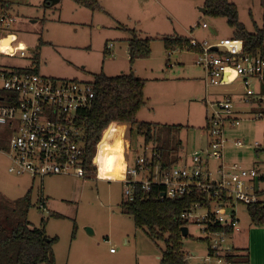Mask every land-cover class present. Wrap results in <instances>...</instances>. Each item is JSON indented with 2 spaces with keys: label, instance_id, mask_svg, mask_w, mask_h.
Returning <instances> with one entry per match:
<instances>
[{
  "label": "rangeland",
  "instance_id": "obj_1",
  "mask_svg": "<svg viewBox=\"0 0 264 264\" xmlns=\"http://www.w3.org/2000/svg\"><path fill=\"white\" fill-rule=\"evenodd\" d=\"M5 1L10 4L13 19L10 32L17 38L13 46L17 52L23 50L25 57L0 56V65L35 68L44 76L81 81H90L92 73L100 69L112 75L126 73V29H135L142 37L154 38L149 56L135 59L131 66L133 73L144 79L145 102L137 120L182 125L167 137L170 143L182 146L180 157H187L209 139L203 129L209 114L205 97L213 99L214 91L230 92L235 96L233 111L239 122L232 125L226 120L224 124L223 162L244 168L264 166L262 154H257L253 146L257 142L258 148H264V96L250 101L239 99L243 88L238 81L208 88L206 95L200 79L203 70L194 64L191 51L173 50L168 56L170 66L166 60L161 36L176 34L216 42L232 35L225 18L200 11L204 0H97L100 8L95 10L72 0L49 6H44L45 0ZM229 1L236 5L238 19L248 31L264 24L260 0ZM202 23L206 27H201ZM105 44L113 46L104 55ZM254 88L258 90L257 83ZM257 112L263 117H255ZM236 140L243 144L236 146ZM146 146L144 150L143 138L134 128L125 131V123H115L102 150L104 158L96 167L97 176L85 178L15 175L8 172V160L0 153L1 199L27 197L28 221L36 227L44 226L48 236L57 237L52 245L57 264H159L164 243L151 240L136 228L119 205L124 194L123 184L117 179L123 177L125 162L132 165L143 151L150 154L152 143ZM217 164V160L209 159L208 169L214 170ZM42 201L46 202L45 210L40 207ZM232 208L240 230L228 241H234L237 248H248L241 250L248 256H239L235 264H264V223H251L246 205L240 202H234ZM186 227L188 235L182 238V250L185 258L187 252L194 253V258L186 259L188 264H198L207 251L205 236L194 222Z\"/></svg>",
  "mask_w": 264,
  "mask_h": 264
},
{
  "label": "built area",
  "instance_id": "obj_2",
  "mask_svg": "<svg viewBox=\"0 0 264 264\" xmlns=\"http://www.w3.org/2000/svg\"><path fill=\"white\" fill-rule=\"evenodd\" d=\"M3 2L6 1L0 0V56L20 59L25 57V52H17L13 46L17 40L10 32L13 19L9 6H2ZM6 40L9 42L5 43ZM188 47L195 55V64L205 71L206 89L238 81L243 88V101L260 96L254 83L259 88L264 59L245 53L241 39L224 37L209 42L192 37ZM30 69L0 65V153L8 160V172L32 178L53 174L85 178L84 145L76 118L79 111L92 104L91 84L56 79ZM206 104L209 108L206 145L170 167H161L159 154L152 148L150 154L143 151L132 165L129 163L124 168L123 197L132 199L136 185L144 191L156 186L160 199L181 198L193 190L201 191L203 200L192 203L181 213L188 223L200 225L205 236L207 251L198 264H232L228 254L235 248L228 240L239 229L232 207L234 202L264 205V166L244 168L237 163L223 162L224 124L226 120L232 125L239 122L234 115L233 100L227 96L218 101L207 100ZM254 115L263 117L261 112ZM242 144L239 140L235 142L236 146ZM253 146L258 148L259 143ZM97 151L88 159L95 168L98 167ZM211 158L218 161L212 171L208 169ZM40 207L46 209L43 201ZM194 257V253H186V259Z\"/></svg>",
  "mask_w": 264,
  "mask_h": 264
},
{
  "label": "trees",
  "instance_id": "obj_3",
  "mask_svg": "<svg viewBox=\"0 0 264 264\" xmlns=\"http://www.w3.org/2000/svg\"><path fill=\"white\" fill-rule=\"evenodd\" d=\"M72 1L90 10L100 8L97 0ZM49 5L45 0L44 6ZM260 5L264 7V0H260ZM2 6L9 5L3 2ZM203 8L204 14L226 19L227 25L232 28L231 37L242 40L245 53L264 59V24L261 27L255 25L254 31H248L238 19L236 5L229 0H204ZM126 30L129 33V71L110 76L102 70L92 73L91 80L88 81L94 93L92 104L79 111L76 118L84 145V170L87 176L96 174V168L90 166L88 159L95 154L96 146L97 162L104 158L102 150L109 143L111 128L120 122L130 124L129 131L134 128L137 135L143 138L144 145L152 143V150L159 154L161 167H170L180 159L179 143H170L167 135L173 129H181L182 125H160L136 118L138 110L145 102L144 79L133 73L131 65L135 59L149 56L151 40L154 38L141 37L135 29ZM159 39L167 51H191L188 47L189 37L166 35ZM107 52L104 48V55ZM30 71L38 72L35 68ZM258 94L260 98L264 96V69L259 77ZM260 101L261 99L258 103ZM203 129L206 131L207 126ZM255 152L262 154L264 164V148H255ZM159 193L156 186L144 191L140 185H136L132 199H121V212L131 216L134 226L142 229L151 240L164 243L160 250L159 264H188L182 250L181 235V227L186 226L188 221L181 217V213L192 203L202 201L204 193L193 190L181 198L164 199L158 197ZM246 209L251 223H264V205L248 204ZM27 210V197L2 200L0 196V264H57L52 249L57 237L48 236L44 226H33L27 219ZM239 256L248 255L234 251L228 254V259L235 264Z\"/></svg>",
  "mask_w": 264,
  "mask_h": 264
},
{
  "label": "crops",
  "instance_id": "obj_4",
  "mask_svg": "<svg viewBox=\"0 0 264 264\" xmlns=\"http://www.w3.org/2000/svg\"><path fill=\"white\" fill-rule=\"evenodd\" d=\"M7 2V1H6ZM8 3V2H7ZM8 5H9V9H10V4L8 3ZM82 7V6H81ZM85 8V7H84ZM88 9V8H87ZM202 27V26H201ZM139 33V32H138ZM139 35H140V33H139ZM171 35H176V34H171ZM141 36V35H140ZM181 36H183V35H181ZM142 37V36H141ZM187 37V36H186ZM228 37H231V36H228ZM189 38H192V37H189ZM195 38V37H194ZM128 39V38H127ZM127 39H125L126 40V44H127V47H126V54L128 55V58H129V54H128V41H127ZM108 44L106 45L105 44V48L107 49V51H109L110 49H111V47L113 46V44H110L108 47ZM163 49H164V52H168L167 50H165V48L163 47ZM173 51V50H172ZM151 52V51H150ZM166 60H168V65L170 66V64H169V57H167V59ZM194 64H195V62H194ZM129 65V64H128ZM132 66V65H131ZM198 66V65H197ZM200 67V66H199ZM202 70H203V77H201L200 79L201 80H203V83H204V81H205V71H204V69L202 68V67H200ZM100 70H102L103 72H104V70L103 69H100ZM99 72V71H98ZM105 73V72H104ZM106 74V73H105ZM106 75H112V74H106ZM204 86H205V84H204ZM205 89H206V87H205ZM219 93H221V92H218V91H214V93H213V99H208L207 97L208 96H206L205 97V99H204V105H205V107L207 108V104H206V101L207 100H212V101H218V100H222V99H224L225 97H227V96H229V97H231L232 98V100L234 101V99H235V96H233V94L232 93H223V94H219ZM207 94H209V92H208V90L206 89V95ZM239 99H241L242 100V93H240L239 94ZM235 113V112H234ZM121 123V122H120ZM205 126H206V117H205ZM127 130H130V124H127V123H125V131H127ZM206 132V131H205ZM127 143H128V149H129V142H128V140H127ZM180 149L182 150V146L180 147ZM179 154L181 155V153L179 152ZM182 159H184V157H180V159L179 160H182ZM134 160V159H133ZM127 164H129V163H126L125 162V166L127 165ZM125 168V167H124ZM124 173V172H123ZM97 176V175H96ZM95 176V177H96ZM117 180H119L120 182H121V179H117ZM44 202V201H43ZM45 203V205H46V202H44ZM249 216V215H248ZM250 219V218H249ZM240 230V228L238 229V230H236L237 232ZM236 231H234V232H236ZM234 232H233V234H234ZM236 232V233H237ZM233 234H231V237H232V235ZM231 239V238H230ZM231 245L235 248V251L236 252H238L239 254L242 252L241 250H243V249H248V248H237L236 246H235V243H234V241H231ZM111 252V251H110ZM114 252V251H113ZM243 253V252H242ZM244 254V253H243ZM247 255H248V252L246 253ZM158 259H159V257H158Z\"/></svg>",
  "mask_w": 264,
  "mask_h": 264
},
{
  "label": "water",
  "instance_id": "obj_5",
  "mask_svg": "<svg viewBox=\"0 0 264 264\" xmlns=\"http://www.w3.org/2000/svg\"><path fill=\"white\" fill-rule=\"evenodd\" d=\"M48 3H50V5L56 4L59 0H46ZM200 11L204 12L205 9L202 7L200 8ZM214 50H216V47H213ZM90 231V230H89ZM91 232V231H90ZM187 227L186 226H182L181 227V235L183 237H185L187 235Z\"/></svg>",
  "mask_w": 264,
  "mask_h": 264
},
{
  "label": "bare ground",
  "instance_id": "obj_6",
  "mask_svg": "<svg viewBox=\"0 0 264 264\" xmlns=\"http://www.w3.org/2000/svg\"><path fill=\"white\" fill-rule=\"evenodd\" d=\"M9 39H11V38H9ZM8 42H9L8 40L5 41V43H8Z\"/></svg>",
  "mask_w": 264,
  "mask_h": 264
}]
</instances>
